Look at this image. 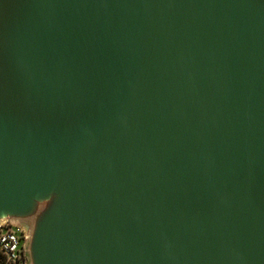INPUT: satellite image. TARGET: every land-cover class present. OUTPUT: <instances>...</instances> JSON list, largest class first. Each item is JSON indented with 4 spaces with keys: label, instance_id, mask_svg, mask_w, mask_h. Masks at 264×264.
Segmentation results:
<instances>
[{
    "label": "water",
    "instance_id": "1",
    "mask_svg": "<svg viewBox=\"0 0 264 264\" xmlns=\"http://www.w3.org/2000/svg\"><path fill=\"white\" fill-rule=\"evenodd\" d=\"M22 220L32 264H264V0H0Z\"/></svg>",
    "mask_w": 264,
    "mask_h": 264
},
{
    "label": "built area",
    "instance_id": "2",
    "mask_svg": "<svg viewBox=\"0 0 264 264\" xmlns=\"http://www.w3.org/2000/svg\"><path fill=\"white\" fill-rule=\"evenodd\" d=\"M25 235L15 225L0 226V264H26Z\"/></svg>",
    "mask_w": 264,
    "mask_h": 264
},
{
    "label": "rangeland",
    "instance_id": "3",
    "mask_svg": "<svg viewBox=\"0 0 264 264\" xmlns=\"http://www.w3.org/2000/svg\"><path fill=\"white\" fill-rule=\"evenodd\" d=\"M27 223L28 222H26L25 220L20 221V224H22L23 226H26ZM31 227H32V224H31ZM25 228H27L28 230V239L25 240L24 242V248L26 251V263L32 264L31 256H30V244H31V238H32L33 231L30 229V225L28 227L26 226Z\"/></svg>",
    "mask_w": 264,
    "mask_h": 264
}]
</instances>
